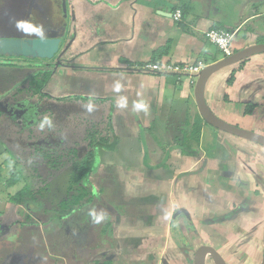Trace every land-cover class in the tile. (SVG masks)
I'll list each match as a JSON object with an SVG mask.
<instances>
[{
  "label": "crops",
  "instance_id": "obj_1",
  "mask_svg": "<svg viewBox=\"0 0 264 264\" xmlns=\"http://www.w3.org/2000/svg\"><path fill=\"white\" fill-rule=\"evenodd\" d=\"M67 9V37L73 34V39L59 53L61 64L53 67L43 90L53 102L107 103L100 110L87 105L91 111L75 125L84 138L78 159L88 151L87 137L106 140L98 142L93 160L98 159L94 190L100 205L93 202L76 212L94 209L108 222L78 223L74 212L67 219L40 223L35 201L30 209L13 204L3 188L0 236L16 242L22 228H41L44 238L72 233L60 244L65 245L63 253L55 254L53 248L41 258L28 255L25 264H178L188 250L193 248V253L201 245L225 257L224 248L229 247L240 253L239 259L252 260L248 251L263 238L264 147L215 130L203 120L196 133L201 119L193 93L196 79L192 83L186 76L178 79L140 67L156 62L207 65L222 59L204 36L210 29L235 32L233 53L264 44V0H68ZM177 9L182 13L179 22L172 19ZM205 101L221 120L264 135V53L211 76ZM138 103L147 110L137 109ZM249 106L254 109L246 115ZM8 144L18 147L12 139ZM5 148L0 142V169L8 166ZM101 150L106 152L102 157ZM114 152L126 157H114ZM54 167L65 171L70 165ZM16 174L12 169L7 180L0 173V183L14 194L29 184L24 174L18 175L19 182L12 179ZM172 228L180 245L170 237ZM220 239L228 240L224 247ZM71 248L94 252L73 255Z\"/></svg>",
  "mask_w": 264,
  "mask_h": 264
},
{
  "label": "rangeland",
  "instance_id": "obj_2",
  "mask_svg": "<svg viewBox=\"0 0 264 264\" xmlns=\"http://www.w3.org/2000/svg\"><path fill=\"white\" fill-rule=\"evenodd\" d=\"M70 27L71 23L68 19V27L66 31V40L68 39V41L65 43V40L62 39L59 52H61L66 47L67 43H71V40L73 39V34L71 35V37H67V35L70 33ZM56 56L52 60H29L24 58L0 57V142L4 147L6 146L7 148L6 158L4 160H6V165H8L6 166V168L0 169V173L4 179L8 180L13 169V171H15L17 174L14 175L12 179L15 178L17 182H19L20 179V177L18 176L19 174H24L26 176L33 175L34 178L30 181H34H28V188L31 191H35L38 189L43 190L42 193L38 194L36 198L32 196L35 201L34 208L38 207L40 210L42 209V212L38 210V213L36 215L37 217H35V213L33 214V216L38 219L40 223L45 222V224L55 222L57 220L59 221L60 218L57 219L53 217L51 213L43 211L56 210L59 208V203L63 199L69 198V195L66 194L68 170L60 171V169H57L54 166L64 161L65 147L67 148L68 146V148L72 149L78 148V146L83 145L82 141L84 140V138L81 139V136L78 135L81 130L75 125L78 123L77 118L83 117L85 112L91 111L89 109L87 110V105H96L99 110L101 108H107V103L97 104L94 102H90L86 104L81 99H75L76 101H74L72 104H70L68 100H65V103L59 101L53 102L48 100L46 97H39L37 95L29 97L27 96V93H23V91H21H25L27 89L29 80L33 77L35 72L39 71L40 69L43 70L44 67H41L39 65L45 62L52 61L55 65ZM219 56L223 57L220 52ZM22 61L27 62L28 64L22 65ZM17 64H21V66H14ZM42 79L43 75H40L37 78L38 82H41ZM52 99L56 100L55 98ZM64 104L67 105L64 106ZM65 113H69L70 115L74 116L66 117ZM108 116L109 114L107 112V117L105 116L107 123ZM46 117L51 118V127H49V125L47 124H45L44 127L40 126L42 121ZM97 117L98 119L101 118L102 113L100 114V112H98ZM38 130L39 132H37ZM89 130L92 133L94 132V128L91 126L89 127ZM37 133L41 134V136L38 135L36 138L33 137L34 134ZM88 138H86V141H88ZM9 139H12L13 143H17L18 147H12L9 144L5 145V142ZM34 139H38V141L41 142L36 144L34 143ZM48 141H50V144L52 145L49 146ZM88 142L90 143V141ZM68 143H70V145H67ZM26 144H30L29 147L28 145L26 146ZM72 152H74V149H72ZM100 153L102 157L106 152L104 150H101ZM78 156L79 153L77 152V157ZM113 156L118 158H120L121 156L126 157L125 154L117 152H114ZM64 162H66V160ZM97 163L98 159H96L95 157V161L93 164L94 173L92 174L91 178H89V182L91 183L93 188L96 185L94 180L97 175V169L95 168ZM47 165L49 167H47ZM150 172L155 171L151 170ZM1 182L3 181L1 180ZM22 186L23 185H20L18 188H21ZM3 188L8 192V194H10L11 197L15 193L12 192L14 190L13 188L9 187L7 189L3 184L0 183V198H2V195L5 193V190ZM23 188L27 189L24 186ZM93 192L94 194H96L95 190ZM103 198L108 202H110L111 200L110 197H107L105 195H103ZM95 199L99 200L97 196H95ZM97 205H100V200ZM75 213L79 214L78 216L74 217V220H76V222L84 224L83 221H85V223H87V220L91 221V218L89 217L87 211L82 213L78 211ZM250 217L251 216H248L247 218ZM104 220L102 221L103 223L108 222ZM26 222L30 221L26 220ZM31 223L33 225H38V222L31 221ZM262 225L264 228V221ZM39 229L42 231L41 228ZM39 229L22 228L16 236L18 237L16 242L12 239L7 241L2 236H0V264H25L26 260L28 259V255H30L32 258H34L35 255L38 258H41L50 253L49 249L52 251L53 248L55 254L63 253L65 245L60 244L67 242L72 233H53L51 236L44 238ZM251 235L252 234H250L249 236ZM90 240L92 239L90 238ZM219 241H221L220 245L224 247L225 244H227L228 240L226 241L220 239ZM257 244L258 245L255 246L254 250L248 251L250 255L253 254L252 260L244 258L239 259L240 256L238 255L240 253L229 247L224 248V253L227 257H225L222 252L221 253L226 259H228V264H259L261 259L263 238L261 239V241L259 239L257 241ZM193 245L196 246L197 243H194ZM192 251L193 248L191 250H188V252L185 253L183 259H181L178 264H192ZM86 252L93 253L94 250L90 248L87 251L84 249L78 251L71 248V251L69 253H73V255L77 254L80 256H85ZM248 253L244 255L248 257ZM24 258L26 259L25 262ZM89 260L91 259L89 258ZM207 264L213 263L210 259H207Z\"/></svg>",
  "mask_w": 264,
  "mask_h": 264
},
{
  "label": "water",
  "instance_id": "obj_3",
  "mask_svg": "<svg viewBox=\"0 0 264 264\" xmlns=\"http://www.w3.org/2000/svg\"><path fill=\"white\" fill-rule=\"evenodd\" d=\"M27 1L34 0H5V14L7 15L5 25H13V19L10 18V11L16 7L24 9ZM62 9L64 12L65 23L62 27L61 33H53L44 39L41 38H28L24 35V28L27 20L24 19L20 21V33L10 34L7 32L6 35H0V57H14V58H24V59H40V60H52L56 55L60 53V44L62 39H64V32L66 25L68 23L67 16V4L66 0H62ZM23 31V32H22ZM68 46V44H67ZM264 53V44H256L249 46L243 50L232 53L230 56L222 58L214 63L205 65L197 74L196 81L194 85V99L196 102V107L201 119L210 127L215 130L227 133L229 135L238 137L240 139L255 143L264 147V135L242 129L231 125L220 118H218L208 107L205 101V88L208 80L215 73L220 70L237 64L245 59L256 55ZM56 59L55 67L61 64V61ZM186 216L187 212L181 210ZM179 214L176 212L173 219ZM207 259H210L213 264H226L225 260L221 254L212 246L201 245L193 252V264H206ZM259 264H264V228H263V245L261 251V259Z\"/></svg>",
  "mask_w": 264,
  "mask_h": 264
},
{
  "label": "trees",
  "instance_id": "obj_4",
  "mask_svg": "<svg viewBox=\"0 0 264 264\" xmlns=\"http://www.w3.org/2000/svg\"><path fill=\"white\" fill-rule=\"evenodd\" d=\"M58 56H56L55 60L57 59ZM56 62V61H55ZM22 65L28 64L27 62H21ZM21 64H17L14 66H21ZM56 64V63H55ZM39 66H43V70H39L35 72L33 77L29 80V84L27 85V89L21 90L23 93H27V96L32 97V96H39V97H46L47 99L51 98L48 94H45L43 92L44 87L46 86V83L50 79L53 73V67L54 62H45L43 64H40ZM37 66V67H39ZM43 75V79L41 82H38L37 78ZM250 110H245L244 114H250L251 110L254 109V106H249ZM200 122H202V119H199V121L195 124L196 125V133H198L199 130V125ZM88 138V137H87ZM88 141V151L84 155L82 159L77 158V148H72L74 149V152H72V149H68L65 147L64 148V161L59 163L58 165L63 168L66 165H70L66 170H68V182H67V187H66V194L69 195V198L63 199L59 203V208L56 210H44L43 212L51 213L53 217L55 218H60L64 219L70 215H72L74 212H76L80 208H84L88 206L89 204H92L95 202L96 204L99 203L98 199H95V196L97 194H94V188L89 182V178H91L92 174L94 173L92 165H93V160H94V150L98 145V142L105 143L104 139L99 138L96 142V137H89ZM69 145V143L67 144ZM67 150V151H66ZM71 154V155H70ZM30 176V175H29ZM27 176L28 181L33 179L32 176ZM29 183V182H28ZM27 189L23 188L21 191L17 192L15 195L9 198V201L13 204L17 205H23L26 208H32L33 205L31 206V201L33 202L34 199H32L33 194L35 191L38 194H41L43 191L42 189H38L35 191H31L27 186H25ZM96 192V191H95ZM97 193V192H96ZM98 197V196H97ZM40 212H42V209L40 210L38 207L36 208ZM45 223V222H44ZM170 237L172 238L173 241L177 243V245H180V237L178 234L174 232V228L170 230ZM182 241V240H181Z\"/></svg>",
  "mask_w": 264,
  "mask_h": 264
},
{
  "label": "flooded vegetation",
  "instance_id": "obj_5",
  "mask_svg": "<svg viewBox=\"0 0 264 264\" xmlns=\"http://www.w3.org/2000/svg\"><path fill=\"white\" fill-rule=\"evenodd\" d=\"M67 2L68 0H66V4ZM4 7L5 0H0V35H6L7 32L10 34H19L21 31L17 29V23H20V21L22 22L24 19L27 20L24 28V35L28 38H40V36L36 34L39 28L43 29L44 38L53 33L60 34L65 23L62 0L27 1L24 9L16 7L9 12L11 20L13 19L12 21L15 23L14 26L11 25L9 28L5 25L7 15L5 14ZM67 27L68 23L65 28L64 39L66 38Z\"/></svg>",
  "mask_w": 264,
  "mask_h": 264
},
{
  "label": "built area",
  "instance_id": "obj_6",
  "mask_svg": "<svg viewBox=\"0 0 264 264\" xmlns=\"http://www.w3.org/2000/svg\"><path fill=\"white\" fill-rule=\"evenodd\" d=\"M182 18V13L179 9L175 10L172 15V19L176 22H179ZM206 40L213 44L218 51L223 55V58L230 56L233 53L232 42L235 37V32L228 29H210L204 34ZM205 66L202 61H197L193 64L187 65H176L172 63H146L140 67V70L145 72H151L156 74L163 75H176L177 78L186 76L193 80L196 79L199 71Z\"/></svg>",
  "mask_w": 264,
  "mask_h": 264
},
{
  "label": "clouds",
  "instance_id": "obj_7",
  "mask_svg": "<svg viewBox=\"0 0 264 264\" xmlns=\"http://www.w3.org/2000/svg\"><path fill=\"white\" fill-rule=\"evenodd\" d=\"M17 29L20 30V29H19V23H17ZM36 34L39 35L41 39H44V33H43V29H42V28H39V29L37 30V33H36ZM119 88H120V85L117 84V85H116V89L119 90ZM122 106H123V105H122ZM135 107H136L137 109H144V110H147V106H146L145 104H143V103H138V104L135 105ZM45 124H47V125H49V127H51V118L46 117V118L42 121V123H41L40 126H41V127H44ZM88 215H89V217L92 219V222H93V223H96V224H99L101 221H103V220L105 219V215H104L103 212H101V213H97L94 209L90 210V211L88 212Z\"/></svg>",
  "mask_w": 264,
  "mask_h": 264
}]
</instances>
